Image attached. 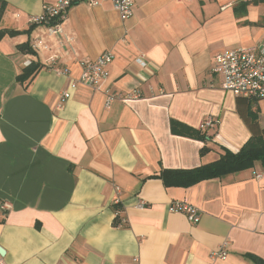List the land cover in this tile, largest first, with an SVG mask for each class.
<instances>
[{
    "label": "crops",
    "instance_id": "crops-1",
    "mask_svg": "<svg viewBox=\"0 0 264 264\" xmlns=\"http://www.w3.org/2000/svg\"><path fill=\"white\" fill-rule=\"evenodd\" d=\"M54 0L0 1V259L6 264H255L264 260V171L252 167L165 186L163 169H190L237 152L264 129V98L221 88L216 54L264 37V0H110L70 7L60 31L28 19ZM40 39L47 48L22 47ZM114 55L98 87L80 61ZM55 55L68 75L47 64ZM26 60L32 81L16 76ZM139 98L106 104V90ZM69 92L67 99L62 93ZM208 118L214 125L202 130ZM173 122L193 136L174 133ZM204 134V139L197 136ZM203 149V152H202ZM117 195L120 202L114 204ZM143 201L142 207L137 203ZM195 206L200 220L170 212ZM8 202V209L1 208ZM119 210L116 214L115 211ZM226 242V258L211 253Z\"/></svg>",
    "mask_w": 264,
    "mask_h": 264
},
{
    "label": "built area",
    "instance_id": "built-area-1",
    "mask_svg": "<svg viewBox=\"0 0 264 264\" xmlns=\"http://www.w3.org/2000/svg\"><path fill=\"white\" fill-rule=\"evenodd\" d=\"M111 4L122 19H127L133 15V0H110ZM79 3L87 4L88 6H96L100 4V0H54L42 5V10L37 15L29 17L30 25L45 24L49 33H57L60 31V25L66 19L71 6ZM30 49L35 51L39 48H47L40 39H34L30 44ZM114 55L109 52H103L95 59L84 58L80 61L81 73L78 78L80 83L88 85L92 88H98L109 77V64L113 60ZM30 63L26 60L25 66ZM48 67L57 74L68 75V68H60L57 65L56 56L53 55L47 60ZM213 72L221 75V88L231 92L234 95L242 96L252 100L264 98V37L256 45L250 47H237L228 49L218 53L214 57L212 65ZM69 92L62 93V98H69ZM140 92L136 89L125 93H113L109 89L106 90V104L108 105L115 99H132L139 98ZM214 121L210 118L204 120L201 129L207 130L213 127ZM119 188H116V195L112 201L114 204L120 202L117 193ZM143 201L137 203V207H142ZM10 204L4 202L1 208L8 209ZM170 212L185 213L188 219L192 222L200 220L199 210L188 203L182 201L172 202L169 206ZM116 214L119 210L115 211ZM226 242H223L217 249L213 250L211 256L213 258L224 259L227 256L225 250ZM0 264H6L3 259H0Z\"/></svg>",
    "mask_w": 264,
    "mask_h": 264
},
{
    "label": "trees",
    "instance_id": "trees-1",
    "mask_svg": "<svg viewBox=\"0 0 264 264\" xmlns=\"http://www.w3.org/2000/svg\"><path fill=\"white\" fill-rule=\"evenodd\" d=\"M7 33L13 35L17 32L0 29V39ZM22 47L27 51H31L29 44L25 43ZM40 67L37 63L30 61L16 76V81L22 85H27L32 81ZM171 128L174 133L190 136L195 134L190 127L178 122H173ZM197 136L201 139L205 137L203 133L202 135L197 133ZM255 162H260L264 171V129L251 137L237 152L225 151L217 160L190 169H163L160 171L159 178L165 186L189 187L203 180L220 178L250 168ZM248 257L255 264H264V260L257 256L248 255Z\"/></svg>",
    "mask_w": 264,
    "mask_h": 264
},
{
    "label": "water",
    "instance_id": "water-1",
    "mask_svg": "<svg viewBox=\"0 0 264 264\" xmlns=\"http://www.w3.org/2000/svg\"><path fill=\"white\" fill-rule=\"evenodd\" d=\"M0 253H2V250L0 249Z\"/></svg>",
    "mask_w": 264,
    "mask_h": 264
}]
</instances>
